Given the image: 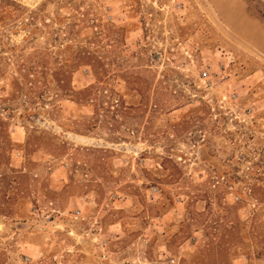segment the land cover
<instances>
[{"label": "rangeland", "instance_id": "374dc122", "mask_svg": "<svg viewBox=\"0 0 264 264\" xmlns=\"http://www.w3.org/2000/svg\"><path fill=\"white\" fill-rule=\"evenodd\" d=\"M0 264H264V0H0Z\"/></svg>", "mask_w": 264, "mask_h": 264}, {"label": "trees", "instance_id": "16d2710c", "mask_svg": "<svg viewBox=\"0 0 264 264\" xmlns=\"http://www.w3.org/2000/svg\"><path fill=\"white\" fill-rule=\"evenodd\" d=\"M56 42L58 43V39L56 40ZM62 47L69 48L70 45L66 43L65 45L62 44ZM87 54L90 55V51H87L86 49L83 50V52H79L77 54L78 57H77L76 61H74L75 63L73 65L68 64V59L67 60H65L63 58L61 59L62 65L56 73V75L62 76V78H60V80L58 82V89L59 90L64 91L65 93H70V92L74 91L71 88V83H70L71 75L73 74V72L75 71V69L77 67L85 64V58H86Z\"/></svg>", "mask_w": 264, "mask_h": 264}]
</instances>
